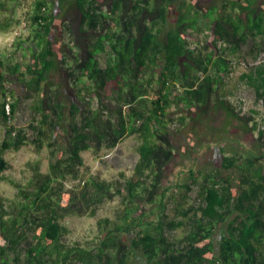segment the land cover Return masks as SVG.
I'll use <instances>...</instances> for the list:
<instances>
[{"label": "trees", "instance_id": "16d2710c", "mask_svg": "<svg viewBox=\"0 0 264 264\" xmlns=\"http://www.w3.org/2000/svg\"><path fill=\"white\" fill-rule=\"evenodd\" d=\"M15 1L0 0V32L22 30L13 51L0 50V174L5 153L25 145L46 151L47 170L27 161L24 177L9 179L12 196L0 193V264H264V128L227 90L243 48L264 51V0H30L19 17ZM237 83L264 107V59ZM20 99L30 101L29 134L12 124ZM221 111L263 148L223 156L236 189L219 169L164 184L170 131ZM129 136L139 142L130 175L105 179L84 164L82 152L99 157ZM116 199L90 242L67 241V216L94 218Z\"/></svg>", "mask_w": 264, "mask_h": 264}, {"label": "rangeland", "instance_id": "374dc122", "mask_svg": "<svg viewBox=\"0 0 264 264\" xmlns=\"http://www.w3.org/2000/svg\"><path fill=\"white\" fill-rule=\"evenodd\" d=\"M60 0H49L54 2L53 7L60 9ZM56 3V4H55ZM16 16L24 13L30 4V0L15 1ZM207 4V3H206ZM205 4V5H206ZM175 9L173 13H175ZM22 19V17H20ZM62 15L58 14L55 20V31L51 34V40L55 46L56 56L59 59L61 54L66 51L63 42L67 38L59 31V23ZM20 27L13 25L6 32H0V50L3 52L13 51L10 43L15 37L21 33ZM15 57L19 58V51H15ZM241 59L238 60L240 65L237 66L231 79L227 90L230 91L229 98L236 103L241 102L242 113H247L251 107L259 110V114L255 116V120L259 123V128H264V107L262 102L254 101V92L252 89L237 83L238 74L246 68L255 65L258 61L264 59V51L254 58L248 53V49L243 48L240 53ZM99 62L103 65L104 55L98 56ZM62 71L56 68L52 72V79L56 80ZM16 86V94L19 91V85ZM94 106V104H93ZM30 114V101L20 99L17 109L12 120V124L24 127L29 134V129L26 128ZM191 119V118H190ZM224 123L226 125H224ZM178 131H170V141L174 148V158L169 163L164 173V184H172L178 180H185L186 170L195 169L201 171H214L219 169L221 175H231L234 177L232 181L234 189L237 187L238 173L235 170H223L220 167V162L223 156L232 153L233 151H243L246 154H258L263 148L262 144L256 139L257 132L247 133L237 121H232L231 124L226 123L224 113H211L208 116H202L197 121H192L185 127L177 129ZM2 127H0V140L2 138ZM138 139L135 136L123 138L116 148L106 152L104 151L99 157H94L92 151H85L81 153L84 164L89 166L93 172H98L105 179L115 178L119 171L127 175L131 174L134 163L137 160L136 146ZM7 161L8 168L0 174V193L6 197H11L13 187L9 183V179H22L25 172V162L37 160L40 162L41 170H47V156L46 151H35L31 145H25L17 151H8L4 155ZM72 183L68 181V186ZM193 194V193H192ZM119 206V200L105 203L98 211L94 218L87 216H67L62 223L68 228L67 241L69 243L79 242L84 244L90 242L96 234V219L100 217H113L115 210ZM170 207V206H169ZM173 215V214H171ZM222 226L214 234V240L219 239ZM179 233V232H178ZM136 264H142L138 260Z\"/></svg>", "mask_w": 264, "mask_h": 264}, {"label": "crops", "instance_id": "0c3cea01", "mask_svg": "<svg viewBox=\"0 0 264 264\" xmlns=\"http://www.w3.org/2000/svg\"><path fill=\"white\" fill-rule=\"evenodd\" d=\"M240 84H242L243 86H245V87H248V86H246L245 84H243V83H240ZM249 88V87H248ZM251 89V88H250Z\"/></svg>", "mask_w": 264, "mask_h": 264}, {"label": "built area", "instance_id": "2783aa9c", "mask_svg": "<svg viewBox=\"0 0 264 264\" xmlns=\"http://www.w3.org/2000/svg\"><path fill=\"white\" fill-rule=\"evenodd\" d=\"M5 108H6V111H8V106H7V105H6V107H5Z\"/></svg>", "mask_w": 264, "mask_h": 264}]
</instances>
